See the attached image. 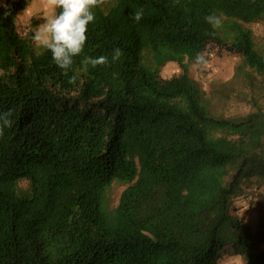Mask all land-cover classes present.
I'll use <instances>...</instances> for the list:
<instances>
[{
    "label": "trees",
    "instance_id": "16d2710c",
    "mask_svg": "<svg viewBox=\"0 0 264 264\" xmlns=\"http://www.w3.org/2000/svg\"><path fill=\"white\" fill-rule=\"evenodd\" d=\"M29 1L0 0V264H264V209L252 227L234 207L264 192V0H107L68 75L18 30ZM214 49L239 61L204 89L189 66Z\"/></svg>",
    "mask_w": 264,
    "mask_h": 264
},
{
    "label": "clouds",
    "instance_id": "9594fccd",
    "mask_svg": "<svg viewBox=\"0 0 264 264\" xmlns=\"http://www.w3.org/2000/svg\"><path fill=\"white\" fill-rule=\"evenodd\" d=\"M45 15L40 24L31 36V40L38 48H42L51 53L52 62L68 75L73 68L75 57L84 54L87 32L90 23H95L97 8H103L107 0H41ZM4 8L0 21L7 19L11 15L7 4H0ZM57 9L60 11L57 13ZM144 15L143 8L132 13V19L139 23ZM205 21L214 29H220L223 21L220 16L211 14L206 16ZM124 52L117 47L111 54V60L106 55L99 57L84 56L82 65L95 69L98 66H109L122 60ZM202 61V57H198ZM76 77L72 76L69 83L74 84ZM12 111L9 110L0 114V137H3L5 128L12 127L10 117Z\"/></svg>",
    "mask_w": 264,
    "mask_h": 264
},
{
    "label": "rangeland",
    "instance_id": "374dc122",
    "mask_svg": "<svg viewBox=\"0 0 264 264\" xmlns=\"http://www.w3.org/2000/svg\"><path fill=\"white\" fill-rule=\"evenodd\" d=\"M28 6L19 11L17 15V27L22 34H27L28 31H35L36 28L43 23L42 17L45 15L41 0H30ZM253 30L255 42L258 45L264 46V24L252 23L249 25ZM36 46V45H35ZM38 50L42 48L36 47ZM200 55L202 61L199 64H191L189 72L200 85L207 89L209 83L215 78H227L232 74L234 65L239 61L238 56L233 55L225 50H211L207 56ZM144 61L150 62V56L145 52ZM179 70V65L173 61H167L159 68L161 76H170ZM248 108L242 104H231L228 108L229 113L245 112ZM122 187L120 185H113L109 190V196L112 200L116 201ZM263 191L259 190L256 195H250L244 198H238L234 202L235 211L238 214L244 215L245 220L252 226L256 227L257 219L264 209V199H261ZM229 250L221 252L219 264H244L241 256L234 258V261H228L232 258L229 257Z\"/></svg>",
    "mask_w": 264,
    "mask_h": 264
},
{
    "label": "crops",
    "instance_id": "0c3cea01",
    "mask_svg": "<svg viewBox=\"0 0 264 264\" xmlns=\"http://www.w3.org/2000/svg\"><path fill=\"white\" fill-rule=\"evenodd\" d=\"M240 255H238V254H233V253H229V257H231L232 259L231 260H227L228 261V263H229V261L231 262V261H234V258L236 259L237 257H239Z\"/></svg>",
    "mask_w": 264,
    "mask_h": 264
}]
</instances>
